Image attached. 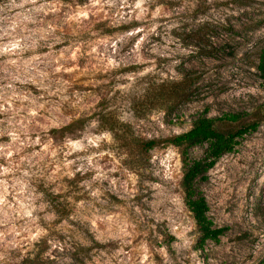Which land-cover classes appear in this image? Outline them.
Instances as JSON below:
<instances>
[{
	"label": "clouds",
	"instance_id": "1",
	"mask_svg": "<svg viewBox=\"0 0 264 264\" xmlns=\"http://www.w3.org/2000/svg\"><path fill=\"white\" fill-rule=\"evenodd\" d=\"M202 3L208 13L194 18ZM213 4L10 0L0 7L8 41L0 53L6 57L0 84V264H248L249 253L264 249V228L257 230L256 221H242L239 214L250 173L258 171L264 182V137L245 141L213 188L201 179L206 170L188 179L196 164L216 159L214 138H188L191 106L177 107L174 98L148 102L154 84L178 79L162 71L163 64L157 67L160 57H172L167 32L209 20ZM61 7L70 11L46 27L35 15ZM231 7L227 15L256 26L249 37L264 36V0ZM16 9L24 11L12 17ZM49 36L47 46L62 45L65 55L58 59L71 67H41L37 40ZM129 65L138 70L128 71ZM63 72L71 74L68 80L57 79ZM73 82L83 89L74 90ZM234 95L243 96L251 110L264 102L259 87ZM210 188L223 223L246 224L254 244L217 246L204 238L208 212L196 206L193 193ZM226 202L233 205L227 214Z\"/></svg>",
	"mask_w": 264,
	"mask_h": 264
},
{
	"label": "rangeland",
	"instance_id": "2",
	"mask_svg": "<svg viewBox=\"0 0 264 264\" xmlns=\"http://www.w3.org/2000/svg\"><path fill=\"white\" fill-rule=\"evenodd\" d=\"M9 2L10 0H0V7ZM14 2L21 3L22 0H14ZM36 2L38 4L60 3L66 5L72 4L73 0H36ZM232 5L244 7L245 0H214L212 7L216 11L215 15L209 20L198 24L194 23L191 27L186 24L180 29L168 31L166 39L171 41L168 48L172 49V57H160V62L157 65L159 68L160 64H163L162 71L167 70L169 75L174 73L178 78L166 80L173 81L176 86L177 84L181 86L182 80L185 82L184 85H189L186 91L187 96L176 99L177 107L182 108L185 103L190 105L193 109L194 119L199 115L220 118L234 112L246 113L237 122L216 121V126L223 130H232L242 123L245 124L252 120L258 121L256 130L239 138L238 144L233 147L232 151L222 154L214 165L208 169L205 181L213 188H218V185L215 184L216 176L227 173L228 168L231 166L230 158L234 153L243 150L245 141H249L251 138L264 137V102L256 106L255 110H251L248 101H245L243 96L234 95V93H238L247 87H259L264 90V82L259 78L255 67L259 50L264 47V36L249 37L247 33L254 30L256 26L245 25L242 22L243 16L227 15L225 10L229 13L232 12ZM17 11L24 10H13L10 15L15 17ZM69 11L68 8L61 7L59 13L45 11L35 15L40 18L41 25L46 27L47 24H51L53 21H61L64 13ZM208 11V7L202 3L195 9L193 17L199 18L206 15ZM3 16L4 13L0 12V53H2L3 45L8 43L2 35V29L6 23ZM26 23L29 28L33 27L30 21ZM63 27L67 31V26L63 25ZM96 27L102 28V24H98ZM107 34L109 33L105 30V35ZM50 40L51 36L43 41L37 40L38 47L35 54L41 56L44 61L41 67L53 64L57 68L71 67V63L62 65L60 59H58L65 55L61 52L62 45L53 44L50 49L47 46ZM151 40L156 42L160 40V37H151ZM160 42L163 43V41ZM67 55H72V53H67ZM5 59L6 57L0 55V84L3 83V77L6 76L4 72ZM173 59L176 63H172ZM84 62L83 58L79 61L80 64ZM136 70H138V66H128V71ZM70 76L71 74L67 72L58 73L57 79L68 80ZM156 86L155 84L152 86L148 102L160 99ZM72 87L74 90L83 89V85L79 82H73ZM248 95L250 100H255L250 93ZM208 100H211V103H208ZM201 101H204V103H201ZM210 113H214V115L210 116ZM194 119L191 120V124ZM105 120L106 122H112L111 117H106ZM217 169L220 171L217 172ZM213 173H216V175L214 176ZM203 195L208 205V217L213 226L224 228L218 241L210 240L211 242L219 246L222 241H225L239 247H247L255 243L256 238L252 236L246 224L237 223L229 226L223 223V218L216 214L211 205L210 197L213 195L211 188L207 194L203 193ZM112 199L117 198L112 197ZM231 207L233 205L226 202L225 214L229 212ZM239 214L242 221L247 216L256 221L254 227L257 230L264 228V182L261 181L258 171H253L249 175L247 187L243 190V207ZM228 233L230 234L226 235ZM245 259L248 264H264V249L258 250L255 254L249 253Z\"/></svg>",
	"mask_w": 264,
	"mask_h": 264
},
{
	"label": "trees",
	"instance_id": "3",
	"mask_svg": "<svg viewBox=\"0 0 264 264\" xmlns=\"http://www.w3.org/2000/svg\"><path fill=\"white\" fill-rule=\"evenodd\" d=\"M84 0H76V3H83ZM198 35V34H197ZM201 39V38H200ZM206 41L204 42V44ZM209 53V52H207ZM259 78L264 82V47L259 50L257 56V63L255 65ZM184 81H181V86H176L173 81L164 80L159 85L156 86L158 91V97L161 98H174L178 99L182 96H187L186 91L189 88V85H184ZM259 112V111H258ZM264 112V109H263ZM246 113L243 112H234L227 115H224L220 118L208 117L205 115L197 116L192 122V131L188 133L189 139H199L208 137L214 138V143L210 145L212 156L216 159H211L206 165L202 163L196 164V166L189 173L188 179H194L203 171H208L211 168L216 160L224 153L232 151L233 147L238 144V139L243 137L244 134L253 132L258 126V121L252 120L245 124H241L239 127H236L232 130L225 129L216 126V121H228V122H237L242 118V115ZM207 175L201 176V179L205 180ZM196 199V206L201 209L208 211V205L205 200V197L202 192L193 193ZM202 229L204 233V238L207 240L218 241L219 236L222 235L224 228L213 226L212 221L207 218V220L202 224ZM204 240L200 241L199 246H202ZM24 264H30V262L25 261Z\"/></svg>",
	"mask_w": 264,
	"mask_h": 264
}]
</instances>
